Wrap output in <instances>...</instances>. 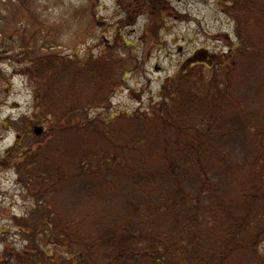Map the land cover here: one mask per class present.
Wrapping results in <instances>:
<instances>
[{"label":"rangeland","instance_id":"374dc122","mask_svg":"<svg viewBox=\"0 0 264 264\" xmlns=\"http://www.w3.org/2000/svg\"><path fill=\"white\" fill-rule=\"evenodd\" d=\"M171 3L183 19L169 17L168 27L161 33L162 43L147 52L142 36L148 19L138 16L119 32L120 22L126 15L119 9L118 0H0V157L18 146L24 151L48 141L45 134L36 137L33 133L36 126L46 130V124L32 113L36 93L21 73L36 50L40 54H58L61 60L96 57L115 50L113 59L127 62L119 69L120 74L128 70L125 83L117 88L108 107L93 113L110 121L105 132L119 142H131L142 136L147 124L142 120L117 118L122 113L132 116L138 110L147 111L152 103H161L163 85L169 78L178 76L185 61L195 54L200 57L196 61L201 65L198 71L204 70L203 74L193 76L195 82L202 86L206 80L219 84L225 81L231 86L230 95L212 105L218 118L223 115L220 123L215 122L213 136L221 144L219 151L228 159L223 168L211 163L210 170L218 180L213 200L231 201L239 208L243 194L250 190L247 182L250 170L264 174V26L258 25V20L264 22V0H171ZM124 42L130 48L123 46ZM20 44H25V49L20 50ZM27 49H31L30 58L24 60L21 54ZM12 55L15 57L11 59ZM227 56L229 59H225ZM211 60V65L220 62L226 67L218 74L206 72L202 65ZM196 136L199 135L193 134ZM65 137L58 139L56 150H61L51 161L56 173L69 177L75 171L70 159L66 162L62 156L68 147ZM166 139L173 141L177 135L172 132ZM80 141L76 145L80 153H93L98 148L92 139L80 138ZM131 165L137 168L139 162L134 160ZM107 179L110 182L106 186L110 187L64 181V185L77 188L61 192L65 190L61 185L58 192L47 191L51 194L46 202L53 201L52 211L65 219H85L71 223L75 224V233L88 238L91 251L96 253L88 259L94 264H129L126 260H116L109 245L103 249L106 254L93 248L99 237L105 239L108 225L124 224L118 215L125 216L126 220L130 218L129 221L138 220L130 211L140 192L127 180L112 184L118 176ZM43 186L0 165V260L3 264H22L17 262L20 256L26 263L36 261L30 256L36 250H29L36 249L38 244L47 252L48 261L42 264H63L57 258L73 257L74 261L82 255V249L77 247L76 255L67 256L63 248L50 245L51 236L45 234L46 211L39 208L40 201L32 196ZM194 187H197L195 181L187 184V194L192 195ZM167 227L168 222L164 221L161 229ZM140 231L145 232L140 239L142 248L149 233L143 225H138L136 235ZM85 258L79 264H84Z\"/></svg>","mask_w":264,"mask_h":264},{"label":"trees","instance_id":"16d2710c","mask_svg":"<svg viewBox=\"0 0 264 264\" xmlns=\"http://www.w3.org/2000/svg\"><path fill=\"white\" fill-rule=\"evenodd\" d=\"M118 7L126 15L120 22L119 32L138 16L148 19L142 36L147 52L162 43L161 33L168 27L169 17L183 19L171 0H118ZM258 25L264 26V22L258 20ZM124 45L130 48L125 42ZM25 47L20 44L19 49ZM30 51L27 49L21 57L27 60ZM114 51L96 57L61 60L58 54H40V50L38 53L36 50L30 64L21 71L36 93L32 113L46 124L48 141L24 151L19 146L8 150L0 157V165L16 170L32 183L44 184L32 196L40 201L39 208L46 211L45 234L51 236L50 245L63 248L67 256L76 255V247L82 249V255L74 261L73 257L57 259L63 264H79L82 257H86L84 264H94L88 258L96 253L91 251L88 238L75 233V224L71 223L85 219H65L59 212H53V201L46 202L51 194L47 191H60L64 181L110 187L106 186L110 182L107 178L118 176L112 184L127 180L140 192L130 211L138 220L129 221L130 218L126 220L125 216L118 215V220L124 219V224L108 225L105 239L99 237L97 246H93L97 252L104 253L103 249L109 245L116 260H126L129 264H264V249H260L264 248V174L250 170L247 180L250 190L243 194L239 208L231 201L213 200L218 180L211 173V163L223 168L228 158L219 151L221 144L213 136L215 122L220 123L223 115L218 118L212 105L230 95L229 82L223 81L221 85L206 80V84L200 86L193 76L203 74L204 70L198 71L201 65L196 61L200 57L192 55L182 65L181 73L163 85L161 103H152L147 111L138 110L132 116L122 113L117 118L142 120L148 127L137 139L119 142L105 132L110 121L93 115L108 107L117 88L125 83L128 70L120 74L119 69L127 62L113 59ZM14 57L12 55L11 59ZM191 62L194 64L188 68ZM211 63L212 60L202 65L206 72L218 74L226 67L220 62ZM205 104L208 106H203ZM172 132L177 139L167 140ZM193 134L199 136L193 137ZM64 136L68 147L62 156L66 162L70 159L75 171L69 177L56 173L51 161L56 152L60 153L61 149L56 150L57 142ZM80 138L92 139L98 148L93 153H80L76 146ZM134 160L139 162V167L131 165ZM148 167L151 169H145ZM193 181L197 187L189 195L186 186ZM75 188L64 185L65 190L61 192ZM164 221L168 222V227L162 230ZM138 225H143L149 233L142 248L140 239L145 232L136 235ZM41 247V244L36 249L30 247L29 251L36 250L35 255H30L36 261L26 263L20 256L17 262L47 263V252ZM0 264H3L1 260Z\"/></svg>","mask_w":264,"mask_h":264},{"label":"water","instance_id":"95a60500","mask_svg":"<svg viewBox=\"0 0 264 264\" xmlns=\"http://www.w3.org/2000/svg\"><path fill=\"white\" fill-rule=\"evenodd\" d=\"M42 132H43L42 128H39V127H36V128H35V134H36V135L39 136V135L42 134Z\"/></svg>","mask_w":264,"mask_h":264}]
</instances>
